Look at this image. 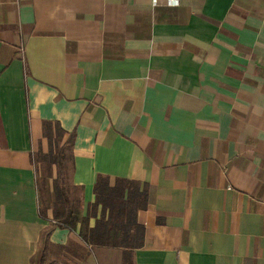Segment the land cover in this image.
Wrapping results in <instances>:
<instances>
[{
    "label": "crops",
    "instance_id": "obj_1",
    "mask_svg": "<svg viewBox=\"0 0 264 264\" xmlns=\"http://www.w3.org/2000/svg\"><path fill=\"white\" fill-rule=\"evenodd\" d=\"M43 122L73 134L82 216L98 176L147 192L128 248L40 217ZM42 243L75 264H264V0H0V264Z\"/></svg>",
    "mask_w": 264,
    "mask_h": 264
},
{
    "label": "trees",
    "instance_id": "obj_2",
    "mask_svg": "<svg viewBox=\"0 0 264 264\" xmlns=\"http://www.w3.org/2000/svg\"><path fill=\"white\" fill-rule=\"evenodd\" d=\"M42 128V135L48 141L46 161L56 168L57 179H60L62 185V188L58 185L55 188L58 200H62V208L54 211L50 220L51 227L65 228L71 233L77 232L78 238L85 245L128 248L127 245L134 243L136 239L131 230L135 232L137 238L141 236L142 228L136 225L134 216L137 210L146 207L147 192H139L135 183L126 180H116L111 186L108 178L98 176L94 185V202L89 206L87 215L82 216V189L75 187L71 181L73 134L66 135L57 123L43 122ZM64 138L67 146H59L58 142ZM67 151L69 155L66 156ZM33 157L34 154L31 156L32 163ZM66 159L70 162L69 186L73 191V197H70L65 189L67 181L63 178V172L68 169ZM37 192L38 196L44 194L43 190L37 189ZM39 215L42 219L48 220L40 208ZM90 220H94L93 226H90Z\"/></svg>",
    "mask_w": 264,
    "mask_h": 264
},
{
    "label": "rangeland",
    "instance_id": "obj_3",
    "mask_svg": "<svg viewBox=\"0 0 264 264\" xmlns=\"http://www.w3.org/2000/svg\"><path fill=\"white\" fill-rule=\"evenodd\" d=\"M58 144L59 146H67L66 138L58 142ZM47 151L48 141L42 136L34 144V157L32 164L36 173L37 189L44 191L43 195L38 196L40 211L45 213L48 219L52 220L54 211L61 210L62 208V200H58L55 192L56 185H58L59 188H62V185L60 184V179H57L58 172L56 168L52 167L46 161L45 155ZM67 155H69L68 151L66 153V156ZM66 165L68 169L63 172V178L67 181L65 189L69 192V196L73 197V191L69 186L70 162L68 159H66ZM74 253H79L74 244L67 247V249H62L60 247L45 245L42 243L33 258V264H75V261L72 258Z\"/></svg>",
    "mask_w": 264,
    "mask_h": 264
},
{
    "label": "built area",
    "instance_id": "obj_4",
    "mask_svg": "<svg viewBox=\"0 0 264 264\" xmlns=\"http://www.w3.org/2000/svg\"><path fill=\"white\" fill-rule=\"evenodd\" d=\"M180 4V0H151V6L153 8L160 6L177 7Z\"/></svg>",
    "mask_w": 264,
    "mask_h": 264
}]
</instances>
